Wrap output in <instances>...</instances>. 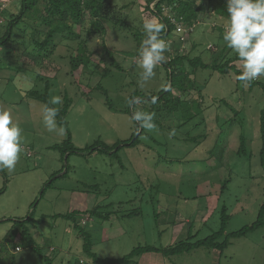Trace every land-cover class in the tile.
Segmentation results:
<instances>
[{"label":"rangeland","instance_id":"1","mask_svg":"<svg viewBox=\"0 0 264 264\" xmlns=\"http://www.w3.org/2000/svg\"><path fill=\"white\" fill-rule=\"evenodd\" d=\"M3 1L2 10L19 13L20 0ZM148 1L105 0L111 7L110 19H103L105 46L100 36L94 38L89 43L93 53L89 66L74 73L68 61L78 46L74 39L56 37L55 52L41 66L21 55L24 43L20 37L14 38L21 41L20 45L0 47V110L11 113L24 138L15 169L0 171V245L12 230V221L32 217L30 233L54 264H93L84 254V238L73 224L53 217L96 207L112 213L110 220L91 213L78 218L92 236L93 252L101 259H120L139 246H173L188 238L190 228L193 235L199 233L198 239H203L219 229L223 205L231 216L227 234L256 221L264 203V168L260 159L264 92L258 86L251 90L249 84L237 83L233 74L222 76L199 70L194 77L196 90L190 95L176 91L173 94L185 100H199L204 115L184 128H179L183 121L178 116L161 115L166 129H145L149 136H143L137 146L124 147L117 158L99 153L73 154L67 163L68 155L52 149L62 146L67 134L58 124L51 131L45 127V106L39 99L26 96L29 90L44 92L48 81L50 97H62V103L55 107H62L65 99L72 101L66 120L74 145L84 149L97 140L109 146L129 140L136 131L133 113L142 112L139 104L134 107V103H128L140 98L132 100L133 94L158 95L170 85L162 63L143 87L138 82V56L146 38L144 21L155 18L161 23L156 14L146 10ZM157 2L150 5L151 10H156ZM199 4L202 12L193 28L181 24L170 36L161 35L169 44L165 61L178 54L191 59L199 57L208 64L237 57L223 40L221 29L226 21L209 11V0H199ZM163 7L165 17L172 14L170 7ZM91 20L86 14L82 24L73 26L75 32L85 35ZM0 22L3 26L8 23L2 16ZM1 23L0 36L5 32ZM30 25L40 27L41 21L26 17L20 32L31 33ZM25 43L28 45V41ZM16 51L11 62L10 55ZM16 57L19 62L14 63ZM235 63L242 70L239 59ZM19 65L23 72L18 74ZM104 65L111 69L109 76L101 73ZM186 67L193 71L189 64ZM257 80L264 83V76ZM97 86L108 93L109 99L95 89ZM190 111L198 113L195 107H190ZM241 135L248 140L246 158L237 155ZM222 145H228L225 152ZM68 168V175L63 177ZM56 173L55 182L43 195ZM225 184L228 185L223 190ZM135 210L137 216L126 217ZM43 217L45 221L40 222ZM13 256L14 264H46L34 251H14L12 245L0 253L1 260L7 258L3 264H11ZM134 264H264V227L246 238L233 240L222 255L205 248L171 259L150 253L137 258Z\"/></svg>","mask_w":264,"mask_h":264},{"label":"trees","instance_id":"2","mask_svg":"<svg viewBox=\"0 0 264 264\" xmlns=\"http://www.w3.org/2000/svg\"><path fill=\"white\" fill-rule=\"evenodd\" d=\"M156 4V10L153 11L150 9V5L154 2ZM211 6L208 8L210 12H214L221 19L225 20L224 28L228 23V13H227V0H209ZM3 0H0V16L7 19L8 23L4 27V34L0 36V47H5L9 43H16L18 45L23 44V49H20L21 55L27 56L32 60L36 65L43 64L44 61H49L55 52V39L62 38L66 39H74L78 41V46L75 51V54L70 55V59H68L69 64L71 66L72 73L76 72L82 67L89 66L91 62V58L93 53L89 50V43L100 36L103 40V46H105V25L103 24V19L107 18L109 20L111 16V7L107 5L105 0H20L21 9L18 14L14 15L7 10H2ZM164 5L170 7L172 14L165 17L163 13L165 12ZM146 10H148L152 14H156L159 18V21L165 25V28L161 35L170 36L171 33L177 30L178 25H185L186 28H193L198 20L200 13L202 12V6L199 4V0H149L147 3ZM88 14L91 17V27L85 31V35L79 34L75 32L73 28L74 25L82 24L85 15ZM34 17L35 19H40L41 26L35 27L30 25L31 33H28L26 30H21V25L25 23L26 17L29 18ZM172 17L174 19L170 20ZM33 26V27H31ZM221 30L224 32L225 29ZM104 31V33L102 32ZM189 30L188 32H191ZM21 38V41L18 42L14 40V38ZM28 41V45L25 43ZM31 46L34 47L33 51H30ZM228 48V47H227ZM19 51V50H17ZM17 51L15 55H10L12 57L9 60L14 61V56L17 55ZM105 51V50H104ZM2 56L4 55L1 52ZM109 54L108 52H106ZM111 58V57H109ZM104 60V59H103ZM101 59V63L103 62ZM14 63L19 62L17 57L15 58ZM238 61V57L235 58H225L224 61H215L213 64L205 63L202 58H193L191 59L189 56H182L178 54L173 59L165 61L163 66L166 67L168 71V83L170 80V85L167 86L158 94V95H144L135 92L133 94L132 100L134 98L137 99L138 102L134 103V107L139 104L140 109L144 112V109H148V113H153L158 117H154L153 122L156 126H158L161 130L166 129L165 125H163L162 120L159 118L161 115L165 116H178L179 119H182L183 125H180L179 128H184L189 125L194 118L204 115L202 103L199 100H185L182 97H177L173 93L176 91L181 95H190L194 90H196V80L194 77L199 70L203 71H211L214 73H218L222 76H228L233 74L237 80V83H243L238 79L240 75V70L236 63ZM186 64L193 69L192 72L188 70ZM22 66L19 65V73L23 72L21 69ZM116 68H120L118 65ZM111 69L109 67L105 68L103 72V77L109 76ZM17 74V75H18ZM39 77V76H38ZM40 80L43 81L42 78L39 77ZM260 87L264 92V83L260 82V80H254L249 83V87L252 90L254 87ZM96 90L102 92L103 95L109 99L108 93L103 90L101 87H96ZM50 90L51 85L47 81L44 92H39L36 90H29L26 93V96H33L39 99L44 106L55 108L58 110L56 116L57 124L65 130L67 134V139L64 141L63 145H57L53 147V150H59L64 155L67 156V163L70 160L71 155L73 154H87L88 156L99 153V154H107L114 158H117L120 151L128 146L133 147L137 146L140 143V139L143 136H149L146 133L145 129L140 127L139 122H136V131L133 133L132 137L126 142H118L112 146H109L103 143L101 140H97L91 146H87L84 149L77 148L73 143L72 133L69 127V124L66 120V117L69 113L70 107L72 106V101L65 99V103L62 107L57 108L53 104L48 103L50 99ZM146 97V98H145ZM200 100H203V96L200 93ZM155 99V102H153ZM199 102L200 104L196 103ZM222 102H225L222 101ZM149 103L150 107H146V104ZM230 107L228 104H226ZM111 108V104H109ZM190 107H195L198 110V113L191 114ZM204 110V109H203ZM181 112V113H179ZM205 112V111H204ZM203 113V114H202ZM164 117V116H163ZM235 121V120H233ZM232 121V122H233ZM231 122V121H230ZM260 132L262 139V148L260 150V159L261 165L264 168V108L261 111L260 118ZM192 139V138H189ZM155 143H158L155 139H153ZM248 140L244 135L240 136V146L237 152L239 157H249V150L247 147ZM223 146V145H222ZM224 147V146H223ZM228 148L226 145L222 152ZM224 161L222 160V166H224ZM69 172V168L63 177L67 176ZM59 173H56L52 176L51 181L48 182L46 189L44 190L43 195L46 190L51 188L53 183L55 182V178ZM227 183H231L227 182ZM228 184H225L223 190L227 188ZM3 192V191H2ZM1 192V193H2ZM228 207L223 205L219 211V219L220 226L219 229L214 231L211 235L198 239L197 234H192V229L190 228L188 233V238L184 241H181L173 246L167 248H158L155 246H139L134 248L128 255L120 258V259H101L95 254L92 250L93 240L91 234H88L85 229L80 225V220L78 217L86 216L91 213L92 216L99 217L102 220H110L111 214L110 212H104L100 207H96L92 211L86 212H73L65 215H56L54 219H65L66 221L73 224L75 230L79 232V234L84 238L83 252L90 259H92L93 264H134L137 258L145 254L150 253H159L164 257L171 259L176 256H181L184 254L192 253L195 250H199L205 248L208 251H218L222 255L229 247L232 246L233 240H238L242 238H246L248 235L255 233L256 231L262 229L264 227V203L260 207L258 217L255 222L250 225H246L241 229L234 231L232 233L227 234L228 223L230 221L231 216L228 213ZM139 213L137 210L126 215V217L137 216ZM158 217V216H157ZM45 221V217L40 219V222ZM14 226L12 230L9 232L7 237L2 241L0 245V253L6 251L9 245H12L14 251H20L23 249L34 251L39 255V257L46 264H54V260L44 255L41 248L33 239V236L30 233L29 223L32 222V217L25 219L23 221L15 220L12 221ZM19 239V242H16ZM7 258L0 259V264L2 262H6ZM11 264L15 263V257L10 258Z\"/></svg>","mask_w":264,"mask_h":264},{"label":"clouds","instance_id":"3","mask_svg":"<svg viewBox=\"0 0 264 264\" xmlns=\"http://www.w3.org/2000/svg\"><path fill=\"white\" fill-rule=\"evenodd\" d=\"M228 23L223 40L226 46L237 54L242 63V71L238 79L245 85L264 76V0H227ZM146 38L139 52L140 86L152 79L157 65L164 62V53L169 44L161 33L165 25L155 18L146 19L143 24ZM138 101H129L131 105ZM155 102V99H153ZM48 103L61 104L62 97H50ZM58 110L45 107L44 125L50 131L57 128ZM132 119L139 122L140 127L152 131L156 128L153 113L134 112ZM61 131L63 128L61 126ZM170 135H174L170 133ZM22 129L13 121L7 110H0V171H13L23 151Z\"/></svg>","mask_w":264,"mask_h":264},{"label":"water","instance_id":"4","mask_svg":"<svg viewBox=\"0 0 264 264\" xmlns=\"http://www.w3.org/2000/svg\"><path fill=\"white\" fill-rule=\"evenodd\" d=\"M67 160V159H66Z\"/></svg>","mask_w":264,"mask_h":264}]
</instances>
